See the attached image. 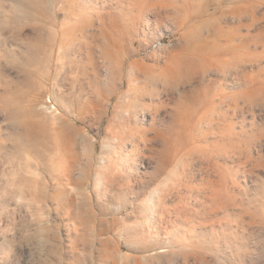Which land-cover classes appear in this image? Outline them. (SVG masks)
<instances>
[{
	"label": "rangeland",
	"instance_id": "374dc122",
	"mask_svg": "<svg viewBox=\"0 0 264 264\" xmlns=\"http://www.w3.org/2000/svg\"><path fill=\"white\" fill-rule=\"evenodd\" d=\"M0 264H264V0H0Z\"/></svg>",
	"mask_w": 264,
	"mask_h": 264
}]
</instances>
